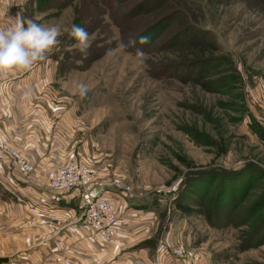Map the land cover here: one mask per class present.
<instances>
[{
	"label": "rangeland",
	"instance_id": "obj_1",
	"mask_svg": "<svg viewBox=\"0 0 264 264\" xmlns=\"http://www.w3.org/2000/svg\"><path fill=\"white\" fill-rule=\"evenodd\" d=\"M66 1L21 8L60 27V44L32 69L50 77L38 103L68 113V145L94 179L119 175L130 204L155 211L140 246L163 238L201 264H264V0H164L137 16L141 0ZM73 24L90 34L87 58L67 51ZM149 28L151 42L123 47Z\"/></svg>",
	"mask_w": 264,
	"mask_h": 264
},
{
	"label": "crops",
	"instance_id": "obj_2",
	"mask_svg": "<svg viewBox=\"0 0 264 264\" xmlns=\"http://www.w3.org/2000/svg\"><path fill=\"white\" fill-rule=\"evenodd\" d=\"M23 1L0 0V28L14 23ZM49 78L38 69L0 78V133L36 166L23 178L7 171L9 162L0 155V264H50L62 253L77 264H185L164 254L163 238L156 245L140 246L151 236L157 217L148 206L131 205L126 195L114 194L119 234L113 239H102L85 224L70 223L77 199H55L45 187L48 169L79 156L76 141L68 145L73 132L68 113L55 116L49 100L38 103L48 92ZM43 216L50 225L40 222Z\"/></svg>",
	"mask_w": 264,
	"mask_h": 264
},
{
	"label": "built area",
	"instance_id": "obj_3",
	"mask_svg": "<svg viewBox=\"0 0 264 264\" xmlns=\"http://www.w3.org/2000/svg\"><path fill=\"white\" fill-rule=\"evenodd\" d=\"M37 63H35L32 70ZM26 70V71H29ZM0 155L9 165L4 168L12 174L25 178L33 173L36 166L27 160L16 148L5 141L0 133ZM95 170L92 162L82 157H71L46 172L45 187L52 192L55 199L71 201L77 199L75 216L72 225L85 224L104 240H110L119 234V211L114 194L132 195L131 186L119 175L110 179H94ZM175 187H168L165 192L171 193ZM41 223L50 225L46 217ZM164 254L172 259H181L185 264H201V256L182 243L164 244ZM50 264H77L72 258L55 254Z\"/></svg>",
	"mask_w": 264,
	"mask_h": 264
},
{
	"label": "clouds",
	"instance_id": "obj_4",
	"mask_svg": "<svg viewBox=\"0 0 264 264\" xmlns=\"http://www.w3.org/2000/svg\"><path fill=\"white\" fill-rule=\"evenodd\" d=\"M60 27L53 25L45 27L31 18H24L17 13L14 23L7 28H0V78L10 74L23 72L46 59L48 53L58 44L60 40ZM70 39L75 43L67 46L68 52L78 51L84 58H87L89 49L90 34L85 27L73 24L69 32ZM139 44H147L149 38L139 37ZM137 39L130 36L123 47H135ZM136 55L143 57V49L136 48ZM80 64L81 61H76ZM88 86L84 83L78 85L76 94L83 100L88 96Z\"/></svg>",
	"mask_w": 264,
	"mask_h": 264
},
{
	"label": "trees",
	"instance_id": "obj_5",
	"mask_svg": "<svg viewBox=\"0 0 264 264\" xmlns=\"http://www.w3.org/2000/svg\"><path fill=\"white\" fill-rule=\"evenodd\" d=\"M53 1L56 2L57 7H63L67 4L66 0H53ZM163 4H164V0H141L140 2H138L137 4H135L132 7V9L129 11V16H137V15L142 14V13H149V12L155 11V10L161 8L163 6ZM167 19H168V17H164L161 20H159V22H162L161 24H164V26H165V24H166L165 22ZM159 22L156 24L158 25ZM152 34H153L152 30H151V28H149V29L145 30L144 32H142V34H140L139 37L146 36L149 38V42H151L155 38V37H152ZM139 37H138L137 41H139ZM138 44H139V42H138ZM175 206H176V208H179V209L184 210V211L189 210V207H187V205L182 204L181 201H176Z\"/></svg>",
	"mask_w": 264,
	"mask_h": 264
}]
</instances>
